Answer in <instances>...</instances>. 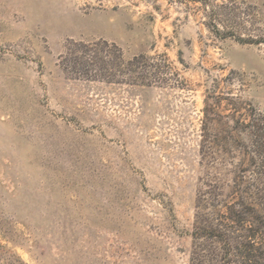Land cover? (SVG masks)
<instances>
[{
    "label": "rangeland",
    "instance_id": "obj_1",
    "mask_svg": "<svg viewBox=\"0 0 264 264\" xmlns=\"http://www.w3.org/2000/svg\"><path fill=\"white\" fill-rule=\"evenodd\" d=\"M262 128L264 0H0V264H264Z\"/></svg>",
    "mask_w": 264,
    "mask_h": 264
},
{
    "label": "trees",
    "instance_id": "obj_2",
    "mask_svg": "<svg viewBox=\"0 0 264 264\" xmlns=\"http://www.w3.org/2000/svg\"><path fill=\"white\" fill-rule=\"evenodd\" d=\"M263 130H264V128H262ZM261 137H262V139H259L260 141H255V144L257 145V149H259V152H261L262 154H261V160H260V162H261V170H263V172H261V174H264V135L262 134L261 135ZM253 147H254V145H253ZM254 152H256V147H255V151H253V155L255 156V154L256 153H254Z\"/></svg>",
    "mask_w": 264,
    "mask_h": 264
}]
</instances>
